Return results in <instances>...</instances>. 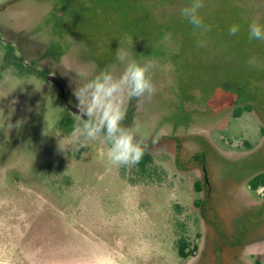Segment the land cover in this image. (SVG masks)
I'll return each instance as SVG.
<instances>
[{"label":"rangeland","instance_id":"obj_1","mask_svg":"<svg viewBox=\"0 0 264 264\" xmlns=\"http://www.w3.org/2000/svg\"><path fill=\"white\" fill-rule=\"evenodd\" d=\"M189 3L0 0V264H225L221 246H263L264 196L249 182L264 173V67L247 61H264V42L248 37L264 0H205L206 33L180 15ZM121 46L155 61L151 100L124 102L148 137L145 173L111 165L100 142L75 151L59 123L76 116L46 80L77 106L75 88L123 71Z\"/></svg>","mask_w":264,"mask_h":264},{"label":"clouds","instance_id":"obj_2","mask_svg":"<svg viewBox=\"0 0 264 264\" xmlns=\"http://www.w3.org/2000/svg\"><path fill=\"white\" fill-rule=\"evenodd\" d=\"M204 8L205 0H190L189 4L180 8V15L202 33L211 31V25L205 23L201 14ZM228 31L229 35H236L240 25L234 23ZM248 37L264 42V24L252 20L248 24ZM205 45L206 41H199V46ZM116 53V60L123 66L118 76L111 70H101L94 78L75 88L79 111L70 135L75 151L88 147L92 142H100L107 147L106 156L111 165L134 167L145 155L148 137L140 135L139 124L124 125V102L125 99L151 100L156 91L151 76L155 61L137 62L122 46ZM247 64L253 69L264 67V61L255 56L250 57ZM157 142L158 137L152 138L153 144Z\"/></svg>","mask_w":264,"mask_h":264},{"label":"flooded vegetation","instance_id":"obj_3","mask_svg":"<svg viewBox=\"0 0 264 264\" xmlns=\"http://www.w3.org/2000/svg\"><path fill=\"white\" fill-rule=\"evenodd\" d=\"M19 36H20V34H19ZM21 37V36H20ZM20 37H19V39H20ZM43 43L42 44H40L39 46H37L36 47V50H37V52H38V50H39V48L40 47H43ZM30 51V52H29ZM29 53H31V55H32V53H36V52H34L32 49H31V47H28V46H25L24 48H22V54H24V56L25 57H27V55L26 54H29ZM245 111H249V112H251V111H253V109H251L250 107H245V109H244ZM243 114V113H242ZM235 116V115H234ZM236 117V116H235ZM239 117V116H238ZM204 162V161H203ZM204 166V168H203V171H207V169H206V165H203ZM260 174H263L264 175V173H260ZM258 175V174H257ZM256 176V175H255ZM250 186V185H249ZM250 189L252 190V188H251V186H250ZM261 189H263L264 190V186H261V187H259L256 191L255 190H252V191H254V192H257L258 194H260L261 196H264V193H263V191H260ZM211 190V189H210ZM210 193H211V191H210ZM209 197H210V195H209ZM214 239H216V237L214 238ZM250 239H244L243 241H241L239 244H238V246L236 247V248H232V247H230V248H228V247H222L221 246V252H222V250L223 249H227V255H225V253H224V256H226L227 258L225 259L226 261H227V263H225V264H264V244H262L263 246L259 249V245L258 246H256L258 249H256L255 251H252L251 252V250L249 249V248H247L248 247V245H249V243H248V241H249ZM259 240H261V239H259ZM216 241V240H215ZM257 243H260L259 241L257 242ZM239 253V254H238ZM248 254V259L246 260V259H243V258H241L240 259V257L243 255H247ZM191 256V255H190ZM189 256V257H190ZM188 257V258H189ZM187 258V259H188ZM201 255L198 257V258H195L194 259V264H196V263H198V261H200L201 260ZM225 258V257H224ZM254 258V262H252V261H250V259H253ZM222 264H224V262L222 263Z\"/></svg>","mask_w":264,"mask_h":264},{"label":"trees","instance_id":"obj_4","mask_svg":"<svg viewBox=\"0 0 264 264\" xmlns=\"http://www.w3.org/2000/svg\"><path fill=\"white\" fill-rule=\"evenodd\" d=\"M130 112V111H129ZM243 112L240 113H235L234 115L236 117L242 115ZM128 115L126 116L125 120H124V125L128 126ZM74 124V120L70 117L67 116L64 119H62L59 123V128L61 130H63L66 134H70L72 131V127ZM153 162V156L151 154V152L148 150H146L145 155L143 157V159L141 160V162L137 165V167L143 172H147L148 170V166ZM252 190H257L259 187L264 186V175L263 174H259L254 176L250 182H249ZM201 184L200 183H196V189L198 191L201 190ZM177 248H178V254L181 258L183 259H187L193 252L194 250H189L190 249V244L188 242L187 239H185V237L183 238H179L178 242H177Z\"/></svg>","mask_w":264,"mask_h":264},{"label":"water","instance_id":"obj_5","mask_svg":"<svg viewBox=\"0 0 264 264\" xmlns=\"http://www.w3.org/2000/svg\"><path fill=\"white\" fill-rule=\"evenodd\" d=\"M46 80L56 86V88L58 89L59 93L61 94L63 98V101L66 104V107L69 109V111L73 115L77 116L79 110L77 106H74L73 104H71L70 98H68V95H67L66 87L62 83V81L55 74H52V73L46 76Z\"/></svg>","mask_w":264,"mask_h":264}]
</instances>
